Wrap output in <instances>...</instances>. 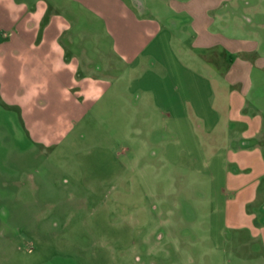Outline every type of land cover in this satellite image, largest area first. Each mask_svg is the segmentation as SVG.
<instances>
[{
  "label": "rangeland",
  "instance_id": "374dc122",
  "mask_svg": "<svg viewBox=\"0 0 264 264\" xmlns=\"http://www.w3.org/2000/svg\"><path fill=\"white\" fill-rule=\"evenodd\" d=\"M165 1L145 0L154 27L140 59L123 77L113 62L115 90L60 143L31 145L18 109L0 100V264H264V232L236 226L227 175L249 171L226 147L245 127L225 126L231 87L221 78L237 57L256 71V55L218 62L219 48L193 50L162 23ZM231 2L264 24V0Z\"/></svg>",
  "mask_w": 264,
  "mask_h": 264
},
{
  "label": "crops",
  "instance_id": "0c3cea01",
  "mask_svg": "<svg viewBox=\"0 0 264 264\" xmlns=\"http://www.w3.org/2000/svg\"><path fill=\"white\" fill-rule=\"evenodd\" d=\"M76 1L74 9L54 11L48 0H0V31L6 39L0 41V100L18 109L31 145L52 146L66 139L88 109L115 90L113 62L122 64L123 77L151 38L154 21L144 19L149 11L145 0ZM165 3L168 15L160 14L162 23L185 33L193 50L219 48L214 54L218 62L242 53L256 55V71L237 57L221 78L231 87L225 126L245 127L229 136L226 147L230 163L249 171L245 180L238 171L227 175V185L237 199L233 204L241 208L236 226L263 233L264 91L254 84L264 83V55L257 53L264 40V24H255L231 0ZM97 30H102L108 45L98 41ZM119 41H125L123 52L116 49ZM37 100H43L44 106Z\"/></svg>",
  "mask_w": 264,
  "mask_h": 264
}]
</instances>
